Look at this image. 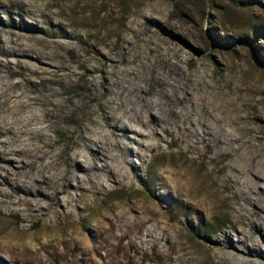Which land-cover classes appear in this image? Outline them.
Here are the masks:
<instances>
[{"label":"rangeland","instance_id":"1","mask_svg":"<svg viewBox=\"0 0 264 264\" xmlns=\"http://www.w3.org/2000/svg\"><path fill=\"white\" fill-rule=\"evenodd\" d=\"M99 255L264 264V0H0V264Z\"/></svg>","mask_w":264,"mask_h":264},{"label":"bare ground","instance_id":"2","mask_svg":"<svg viewBox=\"0 0 264 264\" xmlns=\"http://www.w3.org/2000/svg\"><path fill=\"white\" fill-rule=\"evenodd\" d=\"M101 221V220H100ZM253 224V223H252ZM113 226V225H112ZM110 227H111V225H110ZM104 229V228H103ZM101 232V231H100ZM102 233V232H101ZM126 233V232H125ZM114 234V233H113ZM114 236V235H113ZM146 236V235H145ZM109 237H110V235H109ZM111 238V237H110ZM123 238H125V237H123ZM100 239V238H99ZM108 239V238H107ZM104 240H106V237H104ZM111 240V239H110ZM114 240V239H113ZM120 240H121V238H119L118 239V241L119 242H117L116 244H117V247L118 248H120L121 250H123L124 249V245H121L120 244ZM108 241V240H107ZM108 242H110V241H108ZM107 242V243H108ZM131 242V241H130ZM105 243V242H104ZM99 244H101V243H99ZM128 245V244H127ZM258 245V244H257ZM109 246V245H108ZM256 246V245H255ZM127 247H130V248H132L131 246H127ZM138 249H140V248H138ZM256 249V248H255ZM99 250H100V248H99ZM241 250V249H240ZM96 251V250H95ZM124 252H125V250H124ZM239 252V251H238ZM247 252V251H246ZM121 253H123V251L121 252ZM96 254V253H95ZM99 254V253H98ZM240 254V253H239ZM249 255V254H248ZM261 255V254H260ZM98 256V255H97ZM238 256V255H237ZM89 258V257H88ZM91 258V257H90ZM99 260H100V263L99 262H97L94 258H91V259H89L86 263L87 264H106V263H108L109 261L107 260V257L106 256H101V255H99ZM254 259V258H253ZM252 259V260H253ZM264 259V258H263ZM119 262V261H118Z\"/></svg>","mask_w":264,"mask_h":264},{"label":"trees","instance_id":"3","mask_svg":"<svg viewBox=\"0 0 264 264\" xmlns=\"http://www.w3.org/2000/svg\"><path fill=\"white\" fill-rule=\"evenodd\" d=\"M251 41V40H250Z\"/></svg>","mask_w":264,"mask_h":264}]
</instances>
